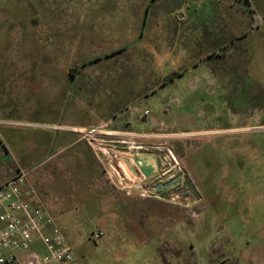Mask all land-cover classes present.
I'll use <instances>...</instances> for the list:
<instances>
[{"label": "rangeland", "instance_id": "374dc122", "mask_svg": "<svg viewBox=\"0 0 264 264\" xmlns=\"http://www.w3.org/2000/svg\"><path fill=\"white\" fill-rule=\"evenodd\" d=\"M241 126H264V0H0V178L26 173L77 264H264L257 208L225 199L264 185ZM76 128L170 150L179 198L118 191Z\"/></svg>", "mask_w": 264, "mask_h": 264}, {"label": "built area", "instance_id": "2783aa9c", "mask_svg": "<svg viewBox=\"0 0 264 264\" xmlns=\"http://www.w3.org/2000/svg\"><path fill=\"white\" fill-rule=\"evenodd\" d=\"M83 130L85 131L77 133L93 146L99 162L103 165L106 178L118 191L130 196L133 189H145L144 193L155 195L157 199L162 200V196L168 191L177 190L175 196H172V201L179 198L178 192L184 185L181 177L176 174L182 170L170 150L159 152L162 170L156 174L157 176L155 175L158 182L147 189L145 188L147 181L151 178L131 175L125 164L118 161L120 152H117L108 141L97 138L104 132L98 128ZM109 135L123 138L121 143L125 145L126 153L129 152L132 156L143 154L142 151H145V147L136 143L137 140L143 139L140 135L113 132ZM146 149L160 150L153 146H146ZM128 175H131L133 179ZM25 179L26 173H19L0 186V264H77L70 244L65 236L53 227V220L44 205L40 201L33 202L28 198L30 192L26 189ZM170 181L175 182L170 189L163 192L154 191L156 186ZM32 193L35 192L32 191ZM140 196L145 197L146 194L142 193ZM104 236L105 232L102 230L92 233L95 241ZM38 240L42 245L40 250L34 248Z\"/></svg>", "mask_w": 264, "mask_h": 264}, {"label": "crops", "instance_id": "0c3cea01", "mask_svg": "<svg viewBox=\"0 0 264 264\" xmlns=\"http://www.w3.org/2000/svg\"><path fill=\"white\" fill-rule=\"evenodd\" d=\"M245 1L247 2V4H249V0H245ZM254 14H255V16H257L256 12ZM8 124H11V123H8ZM262 128H264V126H241V127H234V128L227 129L226 133H231V134L235 133L238 135H243V134L246 135V134H252V133L257 134L254 131H257V130L262 129ZM76 129H78V130H74V131L79 132V133H82L85 131L81 128H76ZM160 130H162V129L160 128ZM254 145H255L254 149L252 148V155H247V156L249 157V160L254 161L255 164L264 165V144H260V141H259V143L256 142V144H254ZM126 154H128L129 156ZM122 155H123L122 153H118V161L120 163L123 162L125 164V166L127 167V170L130 171L131 175H133L134 177H139L141 174H138V173L135 174L132 172V168H131V167H133V165H132V163H133L132 154L130 155L129 153H125L123 156ZM232 155H234V154H232ZM232 155L230 156V158H232ZM140 156H141V158H146V164H149L153 167H156L157 158H159L161 160L159 155L154 156L153 154H151V155L142 154ZM247 156H245V158H247ZM233 159H234V157H233ZM97 160H98V158H97ZM97 176L100 178L101 182H102V179H105L104 174L101 172V170L98 171ZM8 178H9L8 176H4L3 178H0V186L3 183H5L8 180ZM104 186H105V183H104V185L101 186V190L103 192L105 191ZM26 189H28L30 192L28 194V198L31 201H33V202H37V201L43 202L44 201L42 195L40 194V192L37 189H32V187H31V189H30V187L29 188L26 187ZM31 190L34 191L35 193L33 194ZM249 192L246 193L244 188L234 187L230 184L228 187H226V190H225V194H226L225 199L227 200L226 203L227 204L229 203L228 204L229 206H231L233 204L237 205L238 208L243 209V210L247 209L246 206H248V208L251 205H252L251 208L256 207L258 210L257 218L261 222V223L259 222L260 230L263 231L262 233L264 234V185H260L256 189H254V188L250 189ZM212 194H213V196H215V198L212 197ZM248 194H251V197L248 196ZM246 196H247V198L245 200H243ZM252 197L254 200L248 202V203H252V204H246L245 201L249 200ZM221 199L222 198H221V196H219V193H217L215 191H213L211 193V206L213 209H216V210L219 209V205L223 201ZM243 212H245V211H243ZM262 233H261V235H262ZM262 236L264 237V235H262ZM39 244H41L40 240H38L36 242V246L34 248L39 249V250L42 249V245H39Z\"/></svg>", "mask_w": 264, "mask_h": 264}, {"label": "water", "instance_id": "95a60500", "mask_svg": "<svg viewBox=\"0 0 264 264\" xmlns=\"http://www.w3.org/2000/svg\"><path fill=\"white\" fill-rule=\"evenodd\" d=\"M142 155V154H140ZM140 155L134 154L132 156V172L135 174H141L143 175L146 179H150L154 177L156 174H158L161 170L162 162L159 158H157L156 162V167H153L149 164H146V158H141ZM154 156H157L156 154H153ZM175 185L174 181H170L166 184H161L155 187L154 191L156 192H163Z\"/></svg>", "mask_w": 264, "mask_h": 264}, {"label": "trees", "instance_id": "16d2710c", "mask_svg": "<svg viewBox=\"0 0 264 264\" xmlns=\"http://www.w3.org/2000/svg\"><path fill=\"white\" fill-rule=\"evenodd\" d=\"M252 19L253 21L257 22V24H259V18L255 15L252 16ZM257 24L255 23V25L252 26V29H255L257 27ZM185 74V72H181V71H176V72H173L172 74L168 75L165 79L166 82H171L173 80H175L177 77L181 76ZM165 82V83H166Z\"/></svg>", "mask_w": 264, "mask_h": 264}, {"label": "flooded vegetation", "instance_id": "af4514ba", "mask_svg": "<svg viewBox=\"0 0 264 264\" xmlns=\"http://www.w3.org/2000/svg\"><path fill=\"white\" fill-rule=\"evenodd\" d=\"M161 170H162V166H161ZM156 176H157V175H156ZM156 176H154V177H156ZM154 177H153V178H154ZM151 179H152V178H151Z\"/></svg>", "mask_w": 264, "mask_h": 264}, {"label": "bare ground", "instance_id": "6f19581e", "mask_svg": "<svg viewBox=\"0 0 264 264\" xmlns=\"http://www.w3.org/2000/svg\"><path fill=\"white\" fill-rule=\"evenodd\" d=\"M93 131H95V130H93ZM96 132V131H95Z\"/></svg>", "mask_w": 264, "mask_h": 264}]
</instances>
